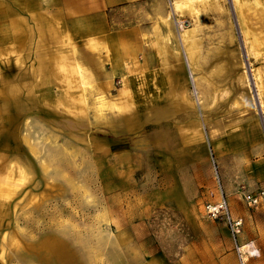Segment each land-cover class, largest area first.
<instances>
[{
	"label": "rangeland",
	"instance_id": "1",
	"mask_svg": "<svg viewBox=\"0 0 264 264\" xmlns=\"http://www.w3.org/2000/svg\"><path fill=\"white\" fill-rule=\"evenodd\" d=\"M31 1L32 84H15L11 101L0 98V112L23 110L14 138L0 119V139L7 137L0 141V264H216L229 243L235 252L225 226L203 207L220 198L222 177L230 211L234 197L243 202L234 194L248 191L250 162L264 145V40L256 43L244 17L255 0H169L160 44L173 62L184 50L192 56L198 83L188 85V101L179 100L191 110L132 131L107 127L116 111L98 98L121 89L134 95L139 85L147 94L150 85L115 80L100 94L95 83L56 77L55 69L42 83L37 65L47 52L35 31L53 4ZM0 70L7 81L24 68ZM66 78L86 108L52 97L63 94ZM156 96L140 100L137 112L157 104ZM159 125L175 129L169 148L149 138ZM184 134L190 142L182 148Z\"/></svg>",
	"mask_w": 264,
	"mask_h": 264
},
{
	"label": "crops",
	"instance_id": "2",
	"mask_svg": "<svg viewBox=\"0 0 264 264\" xmlns=\"http://www.w3.org/2000/svg\"><path fill=\"white\" fill-rule=\"evenodd\" d=\"M50 1L53 8L51 11L46 8V15L45 18H41L39 31H35L40 42H45L39 50L47 52V57L41 59L42 62L37 65L43 69L40 73V80L42 81L43 78L42 83L45 81L50 83L48 79L53 77L55 69L56 77L78 76L80 77L78 82L84 85L95 83L94 89L100 94L104 83L115 80L124 84L150 85L147 94L143 87L138 91L139 85L134 95L121 89L116 96L106 95L98 98V101H104V107L116 111V121L111 120L110 125H104L113 129L117 127L132 131L141 127L143 123H162L179 110H191V105L186 102L180 103L179 100L182 95L183 100L188 101L187 92L191 79L189 72H195L192 56L188 67L182 53L178 58L181 63L173 62L163 57L165 48L160 44V37L163 35L161 31H167L169 0ZM31 2V0H0V68L13 71L16 63L18 69L24 68L22 72L12 74V78L7 81L4 80L5 76H2L0 70V98L5 97L8 101L15 99L13 93L15 84H22L23 87L32 84ZM41 2L44 4V0ZM47 12L51 13L50 18ZM51 44L56 48L49 47ZM184 67L187 70L188 80ZM61 82L64 87L63 94L52 97L62 100H82L86 108L84 101L87 99L84 96H74L72 81L66 78ZM195 82L198 83L196 79ZM76 88L80 89V86ZM156 95L159 97L157 104H149L140 115L137 112L138 102L147 98H156ZM23 99L26 101L31 99V96L25 95ZM11 109L13 108L0 112V119L3 117V122H7L3 131H6L8 139L12 136L14 138L16 123L17 121L18 124L21 123L19 119L23 111L11 114ZM25 109L28 108L24 106ZM77 113L76 111L73 114L77 115ZM71 121L74 119L72 118ZM74 127L72 129L75 134L72 138H76V134L80 133L79 125ZM174 130L173 126L159 125L149 133V138L158 148H169L170 143L175 139ZM177 131L179 132L180 129ZM7 137L2 136L0 141ZM179 140L180 143L182 142V148L190 142L185 134ZM256 152L258 157L255 156L256 158L251 160L250 174L244 180L248 191L240 192L239 195L234 194L236 197L239 196L241 201L244 193L264 190V145L259 144ZM222 182L220 190L228 200L229 186L223 177ZM218 200L219 198L215 202ZM230 203L233 207L231 211L233 217L243 221L238 244L243 246L252 242L258 252L255 257H246V264H264V207L249 208L244 201L235 202V197ZM226 231L228 232L227 228ZM230 244L228 251H224L221 257L218 254L216 264H236L238 257L236 251H232Z\"/></svg>",
	"mask_w": 264,
	"mask_h": 264
},
{
	"label": "built area",
	"instance_id": "3",
	"mask_svg": "<svg viewBox=\"0 0 264 264\" xmlns=\"http://www.w3.org/2000/svg\"><path fill=\"white\" fill-rule=\"evenodd\" d=\"M220 193L219 200L213 203H206L203 207V211L206 218L221 222L227 228L234 242L238 263L246 264V257H255L258 252L252 242L243 246L238 244V238L242 233L243 221L240 218L233 217L226 197L223 195L222 191ZM242 200L249 208L264 207V190L244 193L242 195Z\"/></svg>",
	"mask_w": 264,
	"mask_h": 264
},
{
	"label": "bare ground",
	"instance_id": "4",
	"mask_svg": "<svg viewBox=\"0 0 264 264\" xmlns=\"http://www.w3.org/2000/svg\"><path fill=\"white\" fill-rule=\"evenodd\" d=\"M254 2H255V4H254V7H252V9H247L245 7V5L243 7H241V9L243 11L247 9V11H248V13L245 11L246 14L244 15V17L247 20L246 21V23H247L246 28H248V30H250L249 33H252L254 35L253 37H256V41L258 40L256 43L258 44L259 41L264 40V3H262V2H264V0H262V2L260 0H255ZM185 32L186 31H183L184 34H185ZM248 35H250V34H248ZM257 47H258V45H257ZM182 54H184V59H186L185 63L187 64V67H188L190 65L189 59L191 58L190 57L191 54L187 50H184V52H182ZM189 76L191 77L190 84L193 83L194 86H196L194 74L191 71L189 72ZM195 94H196V99L198 97V100H199V95L196 92H195Z\"/></svg>",
	"mask_w": 264,
	"mask_h": 264
}]
</instances>
